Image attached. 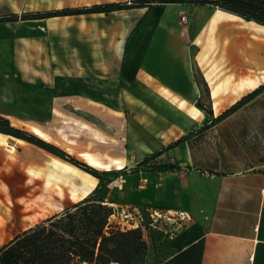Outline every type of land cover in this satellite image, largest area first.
Masks as SVG:
<instances>
[{
	"label": "crops",
	"instance_id": "0c3cea01",
	"mask_svg": "<svg viewBox=\"0 0 264 264\" xmlns=\"http://www.w3.org/2000/svg\"><path fill=\"white\" fill-rule=\"evenodd\" d=\"M112 1L124 0H0V14ZM182 12L187 13L189 27L180 23ZM258 28L264 25L209 4L152 3L108 12L0 21V58L9 46L10 65L13 72L17 70L21 57L17 43L24 41L27 79L33 70L39 72L31 76L48 83L54 99L128 107L132 127L143 125L151 139L139 136L129 145L130 151L140 154L134 164L161 151L152 162L181 166L175 171L131 173L139 177L138 182L125 180L117 193L134 201H107L190 213L187 231L177 235L170 251L153 264H264V169L209 174L191 166L187 141L166 148L212 119L196 106L202 85L193 73L187 40L200 49L198 60L216 116L241 94L242 79L247 78L245 83L257 80L256 84L264 75L261 70L260 76H241L246 69L264 68L247 60L264 44ZM244 64L250 68H242ZM215 72L222 76L215 78ZM236 91L238 95L233 96ZM216 102L221 105L218 111ZM146 242V263L150 264L153 249Z\"/></svg>",
	"mask_w": 264,
	"mask_h": 264
},
{
	"label": "rangeland",
	"instance_id": "374dc122",
	"mask_svg": "<svg viewBox=\"0 0 264 264\" xmlns=\"http://www.w3.org/2000/svg\"><path fill=\"white\" fill-rule=\"evenodd\" d=\"M182 15L187 17V13L180 14L181 25L189 27L186 17L183 20ZM187 42L191 49L193 73L196 78H200L203 76L198 60L200 49L193 40ZM6 43V46L10 44ZM26 45L24 41L17 43L21 57H18V67L14 72L10 65L13 59L9 46L0 58L3 63V68H0V113L16 127L38 135L97 168L120 164L130 169L140 154L130 151L129 145L136 143L139 136L149 142L151 139L143 125L136 123L132 127L128 118L129 108H105L54 99L50 95V85L31 76L39 72L33 70V74L26 78ZM247 66L244 64L242 68ZM225 68L228 69L226 74H229L231 70L228 63ZM261 70L264 68L246 69L241 76H260ZM218 75L222 76L218 72L214 73L215 78ZM245 80L247 78L242 79L241 84ZM262 82L264 79L245 88L236 98L239 99ZM226 91L229 94L228 89ZM200 103L213 112L211 96L205 93L203 86H200ZM230 104L226 103L217 114ZM10 145L14 147L11 151L8 150ZM189 146L193 158L191 166L209 174L264 169V92L224 120L191 138ZM138 179L137 175L131 173L120 176L103 188L100 198L105 202H132L134 200L130 197L122 199L118 196L117 188L125 180L135 184ZM96 182L97 178L90 173L35 144L0 134V245L86 195ZM147 220L151 221V218ZM185 221L190 223L191 216ZM172 223L171 217L155 223L161 229L152 224L143 227V236L153 249L150 264L170 251L171 241L175 238L169 236ZM185 231L187 229L184 226L177 235Z\"/></svg>",
	"mask_w": 264,
	"mask_h": 264
},
{
	"label": "trees",
	"instance_id": "16d2710c",
	"mask_svg": "<svg viewBox=\"0 0 264 264\" xmlns=\"http://www.w3.org/2000/svg\"><path fill=\"white\" fill-rule=\"evenodd\" d=\"M165 2L209 4L236 14L245 20L256 21L264 25V0H131L130 3L124 0L50 10L24 11L19 14H0V21L86 12H108ZM197 81L208 95V86L203 76ZM261 92H264V82L242 95L216 116H213L211 108L205 109L198 98L196 106L205 110L208 115L212 116V119L180 136L166 148L184 141L189 143L191 138L220 120H224L250 100H254ZM0 133L35 144L97 178L95 186L82 198L74 203L71 202L61 211L52 213L0 245V264H147L148 244L143 236L142 228L121 226L112 218L115 207L101 199L100 194L107 184L127 173L175 171L180 170L181 166L171 161L152 162L161 152L155 151L138 160L130 169L126 166L99 169L67 153L59 146L43 140L38 135L16 127L1 113Z\"/></svg>",
	"mask_w": 264,
	"mask_h": 264
},
{
	"label": "built area",
	"instance_id": "2783aa9c",
	"mask_svg": "<svg viewBox=\"0 0 264 264\" xmlns=\"http://www.w3.org/2000/svg\"><path fill=\"white\" fill-rule=\"evenodd\" d=\"M127 3H130L131 0H126ZM182 19L185 20V15H182ZM114 213L112 214V218L121 224L123 227H143L152 224L153 226L158 227V224H155L158 220L164 218L173 219V228H170V237L174 238L177 236V232L182 230L184 226H186L185 219H189L190 213L185 209H169V208H160L153 207L149 205L141 206V205H133V204H114ZM151 221L147 220L150 219ZM145 219L147 221H145ZM161 223V221H160Z\"/></svg>",
	"mask_w": 264,
	"mask_h": 264
},
{
	"label": "bare ground",
	"instance_id": "6f19581e",
	"mask_svg": "<svg viewBox=\"0 0 264 264\" xmlns=\"http://www.w3.org/2000/svg\"><path fill=\"white\" fill-rule=\"evenodd\" d=\"M257 30L260 32V34H258V36H260L261 34L264 35V29L258 28ZM253 47H254V45H253ZM262 47H264V44H262ZM262 47L261 48H256L257 50L256 51H252L251 52V55L247 58L248 61H251L256 66H261V65L264 66V49H262ZM261 79H264V75H262V76L259 77V80H261ZM256 81L257 80H253V81H250V82H247V83L243 84L242 87L239 89V91L241 92L245 88L252 86L253 84H255ZM214 95H215V92H214ZM235 95H238L237 91H236V93L233 94V96H235ZM220 107H221V105H219V103L216 102V104L214 106L215 110L218 111ZM13 149H14L13 145H10L8 150L11 151Z\"/></svg>",
	"mask_w": 264,
	"mask_h": 264
}]
</instances>
